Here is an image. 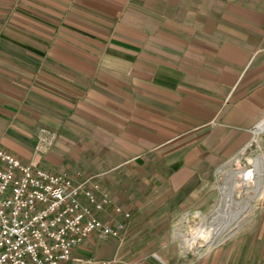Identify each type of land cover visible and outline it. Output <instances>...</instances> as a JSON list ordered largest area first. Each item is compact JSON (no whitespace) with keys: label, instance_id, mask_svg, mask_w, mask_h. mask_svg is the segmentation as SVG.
Instances as JSON below:
<instances>
[{"label":"crops","instance_id":"1","mask_svg":"<svg viewBox=\"0 0 264 264\" xmlns=\"http://www.w3.org/2000/svg\"><path fill=\"white\" fill-rule=\"evenodd\" d=\"M264 120V0H0V148L91 177L70 264H264L256 218L183 261L175 218ZM264 140V131L262 138Z\"/></svg>","mask_w":264,"mask_h":264},{"label":"built area","instance_id":"2","mask_svg":"<svg viewBox=\"0 0 264 264\" xmlns=\"http://www.w3.org/2000/svg\"><path fill=\"white\" fill-rule=\"evenodd\" d=\"M52 140L43 130L27 162L0 148V264H70L74 246L93 231L118 235L78 197L82 191L100 208L96 181H73L39 166Z\"/></svg>","mask_w":264,"mask_h":264},{"label":"rangeland","instance_id":"3","mask_svg":"<svg viewBox=\"0 0 264 264\" xmlns=\"http://www.w3.org/2000/svg\"><path fill=\"white\" fill-rule=\"evenodd\" d=\"M43 130L53 133V143L55 133L52 130L42 127L40 128L38 137ZM50 148L51 146L39 156L38 163L41 162L42 157ZM257 148L258 143L253 139L249 146L221 164L217 168L213 179L201 188L200 197L195 199L192 204L187 205L175 218L172 235L175 241H177L180 250L182 248L181 243L195 239L192 246L182 254L183 261L198 254L195 253V249L200 242L203 243L206 239L218 236L228 226L237 225L230 235L211 245L214 246L228 239L256 218L261 204V197L254 200L252 196L253 190H247L241 184L242 175L234 176L233 171L244 169L243 177L251 181L254 172L248 156L252 150H256ZM260 148L264 151V140L260 141ZM34 151L35 146L32 155H34ZM235 179L239 180L240 183L232 186Z\"/></svg>","mask_w":264,"mask_h":264},{"label":"bare ground","instance_id":"4","mask_svg":"<svg viewBox=\"0 0 264 264\" xmlns=\"http://www.w3.org/2000/svg\"><path fill=\"white\" fill-rule=\"evenodd\" d=\"M263 131H264V120H262L254 128V133H255L254 139L258 143V148L256 150H252L248 156L250 159V163L252 165L253 172H254L252 180L249 181L243 177L244 169H238V170L233 171L234 176L242 175L241 184L247 190H253L252 196H253L254 200H257L262 196V189H263L264 151L260 148V141L262 138V132ZM238 183H240V181L235 179L232 183V186H235ZM236 226H237L236 224H234L232 226H228L218 236H213L209 239H206L205 242H203V243L200 242L195 249V253H199V252L203 251L204 249L210 247L216 241H220V240L224 239L226 236H228L232 233V231L236 228ZM194 240L195 239H193L192 241H189V242L181 243L182 254H184L192 246Z\"/></svg>","mask_w":264,"mask_h":264}]
</instances>
